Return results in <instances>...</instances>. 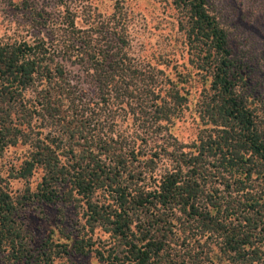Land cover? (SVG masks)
<instances>
[{"label": "trees", "instance_id": "obj_1", "mask_svg": "<svg viewBox=\"0 0 264 264\" xmlns=\"http://www.w3.org/2000/svg\"><path fill=\"white\" fill-rule=\"evenodd\" d=\"M173 3L182 14L186 38L192 46L197 44L204 58H212L214 95L203 103L205 136L192 156L179 155L189 178L182 177V169L168 174L161 189L149 197H128L118 167L103 166L92 151L88 129L72 130L67 139L62 101L75 98L72 87L64 82V68L45 63L47 51L39 43L0 39V152L28 139L23 125L31 127L33 120L49 121L52 127L61 124L59 133L52 131L58 143L39 139L19 168L12 170L20 178L43 170L29 199L14 197L0 175V252L10 251L9 259L23 264L53 261V255L34 256L18 220L28 200L52 204L65 189L71 192L67 201L79 200L85 206L84 228L88 231L74 242L58 243L65 246L61 252L89 254L95 250L105 258L89 235L102 226L112 237L108 264H264L263 108L240 91L248 84L245 64L233 57L229 33L210 12L209 0ZM181 100L176 91L158 101L156 121L175 116L182 108ZM81 134L89 142L86 152H77ZM131 154H141L140 146L134 144ZM208 183L214 184L207 188ZM137 211L142 214L135 217ZM175 236L184 244L172 247ZM195 238L212 242L206 254L191 249Z\"/></svg>", "mask_w": 264, "mask_h": 264}, {"label": "rangeland", "instance_id": "obj_2", "mask_svg": "<svg viewBox=\"0 0 264 264\" xmlns=\"http://www.w3.org/2000/svg\"><path fill=\"white\" fill-rule=\"evenodd\" d=\"M208 6L229 33L233 57L245 64L248 84L240 91L250 95L264 115V0H209ZM182 22L173 0H0V39L39 43L47 51L45 63L64 68V82L75 98L62 101L67 139L72 130L88 129L92 151L103 166L118 167L130 199L149 197L161 189L168 174L181 169L188 179L189 170L180 165L179 155L192 156L206 134L202 114L204 101L214 95L212 58H204L197 44L192 46ZM176 91L182 97L181 110L169 121L157 122V102ZM33 121L31 127L23 125L28 139L0 152L1 182L19 199L31 197L43 170L38 168L27 178L14 176L12 170L19 168L39 139L56 140L52 131L61 129L60 123L52 127L49 121ZM85 138L81 134L77 152L89 149ZM134 144L141 148L137 157L131 154ZM154 152L157 155L150 158ZM61 193L48 205L28 200L21 212L18 221L34 256H54L42 264H108L112 237L102 226L89 235L105 258L95 250L61 252L65 246L58 243L74 242L88 231L82 201H67L69 190ZM178 242L183 240L175 236L172 247ZM192 242L191 249L201 255L212 243L196 238ZM9 254L0 252V264H23L9 259Z\"/></svg>", "mask_w": 264, "mask_h": 264}]
</instances>
